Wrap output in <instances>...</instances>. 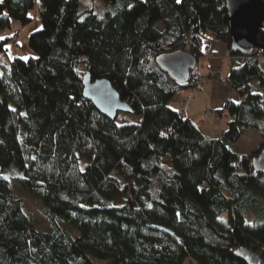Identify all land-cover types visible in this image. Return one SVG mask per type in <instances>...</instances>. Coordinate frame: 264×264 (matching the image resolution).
I'll return each instance as SVG.
<instances>
[{"label":"trees","instance_id":"16d2710c","mask_svg":"<svg viewBox=\"0 0 264 264\" xmlns=\"http://www.w3.org/2000/svg\"><path fill=\"white\" fill-rule=\"evenodd\" d=\"M82 3L0 0V54L12 22L26 26L37 7L43 26L28 38L36 56L0 69V264H246L243 246L264 258V173L253 167L264 143L232 150L249 130L264 137V52L230 49L224 0ZM213 43L227 44V82L242 98L220 111L231 121L217 140L170 106L200 88ZM180 51L197 59L182 85L157 64ZM86 74L111 82L141 121L101 115L84 98ZM13 180L42 200L50 231L24 216Z\"/></svg>","mask_w":264,"mask_h":264},{"label":"water","instance_id":"95a60500","mask_svg":"<svg viewBox=\"0 0 264 264\" xmlns=\"http://www.w3.org/2000/svg\"><path fill=\"white\" fill-rule=\"evenodd\" d=\"M229 14L230 30L232 34L230 49L243 55H252L256 50L264 52V46L259 43L257 35L264 31V3L262 0H224ZM157 64L179 84L190 80L192 70L196 69L197 59L185 51L159 55ZM84 98L94 104L101 115L116 121L119 113L133 114L129 103L121 99L112 83L107 79L93 81L90 74H86L82 81ZM260 155L253 159V167L257 173H264V148ZM3 167L0 165V176ZM155 230L174 235L170 229L154 226ZM235 256L246 264H264V258L246 246L239 247Z\"/></svg>","mask_w":264,"mask_h":264},{"label":"crops","instance_id":"0c3cea01","mask_svg":"<svg viewBox=\"0 0 264 264\" xmlns=\"http://www.w3.org/2000/svg\"><path fill=\"white\" fill-rule=\"evenodd\" d=\"M88 2L89 0L85 4ZM209 50L211 57L202 58L204 63L200 61L202 62L200 72L201 78L212 74L211 80L201 84L198 89L182 90L172 99L170 106L195 122L204 136L217 140L226 132L231 121L227 113L221 114L220 111L223 110L227 100L238 103L242 98L227 82V76L232 67V57L227 45L213 43ZM217 71L220 72L219 77L214 76Z\"/></svg>","mask_w":264,"mask_h":264},{"label":"rangeland","instance_id":"374dc122","mask_svg":"<svg viewBox=\"0 0 264 264\" xmlns=\"http://www.w3.org/2000/svg\"><path fill=\"white\" fill-rule=\"evenodd\" d=\"M82 8L87 9L89 6L92 7V5L97 6L98 4L101 3V0H89L88 4L87 0H82ZM97 14L99 16H102L103 13L102 11H98ZM31 17H32V22L28 23L26 26H22L19 23L12 22V26L10 29H8L4 37L9 36L12 38L8 43V49L9 52L7 54H0V69H1V74L4 73V68L8 67V64L10 60H13L14 58H18L20 56L22 57H28L31 56H36L35 53L30 49L28 38L29 36L34 33L38 32L40 29H42V23L41 20H39V10H37V7L33 9L31 12ZM227 45V44H226ZM228 47V46H227ZM229 49V48H228ZM20 55V56H19ZM211 51L208 50L207 55L205 57L210 58L211 56ZM262 59V58H261ZM242 61V59H240ZM204 63V60H202ZM202 62L200 63L199 67H201ZM232 68V67H231ZM83 71V69H80ZM231 71V70H230ZM217 74H220V72H216ZM230 73V72H229ZM207 77L209 81L213 77L212 74L208 76H203ZM228 78V76H227ZM203 78H201L202 81ZM202 84V82H201ZM140 121L138 118L131 114H123L119 113L118 118H117V125H123V124H135V122ZM264 143V137L260 132H257L255 130H249L246 134H244L238 144L232 148L234 152H238L244 155H250V153H253L258 147H260L261 144ZM166 160L164 159V162ZM4 177L7 176L6 172H3L2 174ZM112 176L116 179L119 180L121 187H125L127 182L125 179L120 177L117 172H114ZM14 184V190L15 193L20 195L23 201L24 205V216H27V218L38 228H40L43 231H50V225L48 223V220L42 215V200H40L37 197H33L32 195L28 194L26 191H22L21 186L19 183H17L15 180H13ZM112 205L120 206L122 205V201H116L114 200L112 202ZM66 225V228L71 231L72 238H76L79 235L78 231L69 223H64ZM185 264H192L189 260L186 261Z\"/></svg>","mask_w":264,"mask_h":264},{"label":"built area","instance_id":"2783aa9c","mask_svg":"<svg viewBox=\"0 0 264 264\" xmlns=\"http://www.w3.org/2000/svg\"><path fill=\"white\" fill-rule=\"evenodd\" d=\"M209 79H210V78H209ZM209 79H208L207 77H203V79H202V81H201L202 84L205 83V82H207V81H209Z\"/></svg>","mask_w":264,"mask_h":264},{"label":"snow or ice","instance_id":"6c2138e0","mask_svg":"<svg viewBox=\"0 0 264 264\" xmlns=\"http://www.w3.org/2000/svg\"><path fill=\"white\" fill-rule=\"evenodd\" d=\"M177 2H179V0H177Z\"/></svg>","mask_w":264,"mask_h":264}]
</instances>
